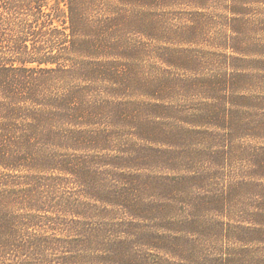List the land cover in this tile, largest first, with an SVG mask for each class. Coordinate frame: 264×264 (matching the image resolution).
<instances>
[{"label": "trees", "instance_id": "16d2710c", "mask_svg": "<svg viewBox=\"0 0 264 264\" xmlns=\"http://www.w3.org/2000/svg\"><path fill=\"white\" fill-rule=\"evenodd\" d=\"M264 263V0H0V264Z\"/></svg>", "mask_w": 264, "mask_h": 264}, {"label": "rangeland", "instance_id": "374dc122", "mask_svg": "<svg viewBox=\"0 0 264 264\" xmlns=\"http://www.w3.org/2000/svg\"><path fill=\"white\" fill-rule=\"evenodd\" d=\"M250 248L247 246V243L240 242L235 245L234 253L232 254L234 258V264H264L260 261V255L263 254H248L247 249Z\"/></svg>", "mask_w": 264, "mask_h": 264}]
</instances>
